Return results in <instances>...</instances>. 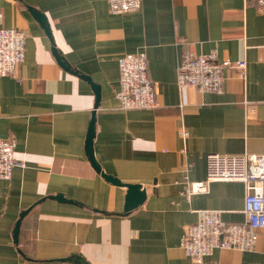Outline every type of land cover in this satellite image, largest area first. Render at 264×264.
Wrapping results in <instances>:
<instances>
[{
    "label": "crops",
    "instance_id": "1",
    "mask_svg": "<svg viewBox=\"0 0 264 264\" xmlns=\"http://www.w3.org/2000/svg\"><path fill=\"white\" fill-rule=\"evenodd\" d=\"M25 31L26 53L0 76V138L16 143L0 178V264H196L180 246L199 209L245 220L246 184L215 180L208 154H264V9L256 0H0V27ZM245 61L221 91L181 87L182 53ZM143 53L153 108H120L118 60ZM91 136V139H90ZM146 199L126 210L131 187ZM223 264H264L218 248Z\"/></svg>",
    "mask_w": 264,
    "mask_h": 264
},
{
    "label": "built area",
    "instance_id": "2",
    "mask_svg": "<svg viewBox=\"0 0 264 264\" xmlns=\"http://www.w3.org/2000/svg\"><path fill=\"white\" fill-rule=\"evenodd\" d=\"M264 9V0H256ZM113 13L138 10L142 0H109ZM26 33L17 27H0V76L14 74L26 53ZM120 89L117 96L120 108H153L158 105L157 90L148 77L147 58L143 53H128L118 60ZM244 69L245 61L218 60L217 54H194L185 50L178 66V83L181 87L194 86L200 91H221L226 70ZM14 140L0 138V178L9 179L18 165L15 159ZM215 180H239L246 184L244 203L245 220L226 223L221 211L199 209L197 221L188 225L180 246L196 264H223L207 258L218 248L252 250L261 230L264 229V154L225 155L208 154L205 180L193 182L191 191H205Z\"/></svg>",
    "mask_w": 264,
    "mask_h": 264
},
{
    "label": "water",
    "instance_id": "3",
    "mask_svg": "<svg viewBox=\"0 0 264 264\" xmlns=\"http://www.w3.org/2000/svg\"><path fill=\"white\" fill-rule=\"evenodd\" d=\"M91 139V136H90ZM104 177L109 181L113 182L116 185H124L131 187V190L128 192L127 200L125 204V209L130 210L139 204L143 203L146 199V193L144 191H140V184H126L123 183L119 178H116L110 174H104Z\"/></svg>",
    "mask_w": 264,
    "mask_h": 264
}]
</instances>
